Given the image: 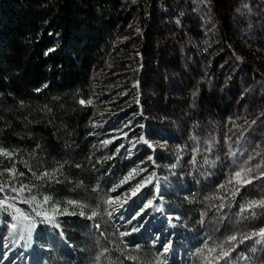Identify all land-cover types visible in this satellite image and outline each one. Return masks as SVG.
Segmentation results:
<instances>
[{"label":"rangeland","instance_id":"1","mask_svg":"<svg viewBox=\"0 0 264 264\" xmlns=\"http://www.w3.org/2000/svg\"><path fill=\"white\" fill-rule=\"evenodd\" d=\"M128 3L133 17L109 40L89 88L93 132L119 140L123 166L76 202L81 219L44 191L61 173L36 187L16 172L0 174V264L25 257L33 264H264V241L239 242L264 227V204L249 207L264 201V0ZM149 200L153 206L132 219ZM13 215L35 222L31 241L12 235Z\"/></svg>","mask_w":264,"mask_h":264},{"label":"trees","instance_id":"2","mask_svg":"<svg viewBox=\"0 0 264 264\" xmlns=\"http://www.w3.org/2000/svg\"><path fill=\"white\" fill-rule=\"evenodd\" d=\"M133 14L128 0H0V174L14 168L36 187L43 173H61L44 184L61 210L123 166L119 140L93 132L88 102L102 52Z\"/></svg>","mask_w":264,"mask_h":264},{"label":"snow or ice","instance_id":"3","mask_svg":"<svg viewBox=\"0 0 264 264\" xmlns=\"http://www.w3.org/2000/svg\"><path fill=\"white\" fill-rule=\"evenodd\" d=\"M54 50H55V49H49L48 52H51V51H54ZM48 52H46L45 55H47ZM45 87H47V85H45ZM36 91H40V89H37ZM80 103H81V104H84L85 101H84V100H81ZM88 103H91V101H89ZM256 122H257V121L253 120L251 123H252V124H256ZM140 139L143 140V137H141ZM107 143H110V141H105V144H107ZM144 143L147 144V141L145 140ZM133 146H135V145H133ZM121 147H123V146L121 145ZM117 151H119V149H117ZM232 154H234V153H232ZM4 155H10V154H9V153H4ZM150 159H151V158H150ZM250 159H251V157H250ZM205 163H208L207 159H205ZM172 167H175V165H172ZM11 171L14 172L15 169L13 168V169H11ZM135 171H136V170L133 169L132 172H130V173L128 174V176H126V177L124 178V180L121 181V183L123 184V183L127 182L128 180L132 179V178H133V173H135ZM21 175H22V174H21ZM52 175H53V174H49V173H47V172L43 173V176H49V177H51ZM153 175H155V174L153 173ZM43 176H41V177H39V178L42 179ZM236 176L239 177V176H240V172H237V173H236ZM150 181H151V177H149L148 180H144V181H142V182H140V183H137V184L132 188V190H131V195H132V196H136V195H137V191H138V189L142 186V184H144V183H149ZM221 187H223V186H221ZM3 190H4V189H3L2 187H0V191H3ZM13 190H15V189H13ZM21 191H23V189H21ZM113 191H116V189H113ZM156 191H157V194H159L160 191H161V188H160L159 183L156 184ZM233 195H235V192L233 193ZM43 199H44V202L47 203V202L49 201L50 197H49V196H44ZM163 199H164V198H163L162 195H158V200H159V201H163ZM32 200L35 201V200H36V197L33 196V197H32ZM2 202H3V201H0V203H2ZM25 202H27V201H25ZM117 202H119V201H117ZM107 203H108V205L111 207L112 204L114 203V201H113L111 198H109V200L107 201ZM257 203L264 204V201H259V202H257V201H253V202H251V203L249 204V207H253V206H255ZM67 204H69V205H75V204H76V201H74V200H68V201H67ZM152 206H153V201H152V200L147 201L146 204H143V205L141 206V208H140L137 212H135V213L133 214L132 219H136L137 217L141 216V215L145 212L146 209H148V208H150V207H152ZM8 207L11 208V207H13V205H12V204H9ZM221 207H223V205H221ZM6 210H7V209H5V211H6ZM53 210H54V211L56 210L55 205L53 206ZM156 210H157V211H161V205H160L159 203L156 204ZM19 211H20V210L17 208V209H16V212H19ZM67 211H68L67 209H64V213H65V214H67ZM113 211H116V209L113 208ZM241 211H244V207H243V206H241ZM36 215L39 216V215H42V213H41V212H37ZM80 215H81V216H84V212L81 211V212H80ZM96 215H97V213H96L95 211H93V212L91 213V216L88 217V219H92V218L95 217ZM253 215H255V214H253ZM24 219L26 220V219H28V218L25 216ZM169 219H171V217H170ZM12 220L14 221V222L11 224V228L13 229V233H12V235H13V236H18L20 240L31 241V240H32V236H33V229L36 227L35 222H31V223H29V224H24V223H22V222H18V221H17V218H16L15 215H13ZM42 222H47V223H50V224H51V223H53L54 221H53L52 219L46 217V218H45V221H42ZM97 227H99V225H97ZM139 230H140L139 227L133 229V231H139ZM129 234H130V233H128V232H120V236H121V237L126 236V235H129ZM255 237H258V238L255 239V241H254L255 244H256V245H260V244L262 243V241H264V227L259 228L258 231H252V232H249V233H245V234H243V235L241 236V239H240L239 242H240V243H243L245 240L253 239V238H255ZM236 240H237V237H236L235 235H232V236H229V237H228V241H229V242H231V241H236ZM170 247H171V242H170V241L164 243V244L162 245L163 253H168L169 250H170ZM235 247H236V245L233 244V245H231L230 248H228V249H226V250H222V251H221V254H220V257H218V259H219V258L228 257V256L230 255V253L235 249ZM105 251H107V249H105ZM211 251H215V249H211ZM250 251L253 252V253H255V252L257 251V248L253 247V248L250 249ZM101 255H103V253H101ZM240 258H242V259H247L248 257H246V256H244L243 254H241ZM96 260L99 261V260H100V256H97V257H96Z\"/></svg>","mask_w":264,"mask_h":264},{"label":"bare ground","instance_id":"4","mask_svg":"<svg viewBox=\"0 0 264 264\" xmlns=\"http://www.w3.org/2000/svg\"><path fill=\"white\" fill-rule=\"evenodd\" d=\"M26 258V257H25ZM25 258H22L21 260L19 259H15L14 261L16 263H19V264H33L34 263V260L33 259H30L29 257L27 259ZM25 259V260H24Z\"/></svg>","mask_w":264,"mask_h":264}]
</instances>
